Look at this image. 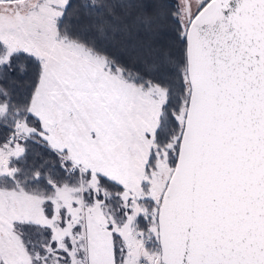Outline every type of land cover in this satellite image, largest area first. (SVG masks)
<instances>
[{
  "label": "snow or ice",
  "instance_id": "1",
  "mask_svg": "<svg viewBox=\"0 0 264 264\" xmlns=\"http://www.w3.org/2000/svg\"><path fill=\"white\" fill-rule=\"evenodd\" d=\"M0 264H264V0H0Z\"/></svg>",
  "mask_w": 264,
  "mask_h": 264
}]
</instances>
